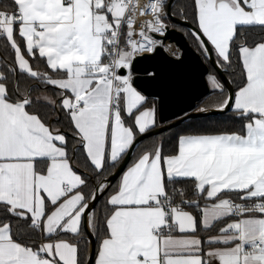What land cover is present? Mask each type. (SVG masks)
Returning a JSON list of instances; mask_svg holds the SVG:
<instances>
[{
	"label": "snow or ice",
	"instance_id": "obj_1",
	"mask_svg": "<svg viewBox=\"0 0 264 264\" xmlns=\"http://www.w3.org/2000/svg\"><path fill=\"white\" fill-rule=\"evenodd\" d=\"M169 26L232 127L165 149L134 65ZM0 49V264H264V0H0Z\"/></svg>",
	"mask_w": 264,
	"mask_h": 264
},
{
	"label": "water",
	"instance_id": "obj_2",
	"mask_svg": "<svg viewBox=\"0 0 264 264\" xmlns=\"http://www.w3.org/2000/svg\"><path fill=\"white\" fill-rule=\"evenodd\" d=\"M173 19L180 24L185 23L176 17ZM187 27H191L189 22H187ZM158 39L162 41V46H159L156 52L151 54V58L141 60L134 65V75L143 94L147 98L156 100L158 121L162 124L161 127L147 133L143 140L154 136L153 133L161 134L167 131L170 127L168 122L178 126L182 124L180 120H177V116L182 117L185 122L192 118L220 115L213 112L192 111L196 104L210 93L207 81L209 63L207 64L201 55L192 48L185 34L176 28L169 27L167 35L160 36ZM167 43L173 44L178 49L177 56H172L165 51L164 45ZM209 65L213 68L211 64ZM146 70L157 72L158 78L152 80L145 75ZM220 79L227 87H232L223 73H220ZM185 112L188 113V117H185ZM91 247L94 250V240Z\"/></svg>",
	"mask_w": 264,
	"mask_h": 264
},
{
	"label": "trees",
	"instance_id": "obj_3",
	"mask_svg": "<svg viewBox=\"0 0 264 264\" xmlns=\"http://www.w3.org/2000/svg\"><path fill=\"white\" fill-rule=\"evenodd\" d=\"M174 6L177 8V10H179V5L178 4H175ZM188 22L191 24L190 21H188ZM176 29L182 31L185 34L189 44L192 46V48L194 50H196V47L193 45L192 40L189 39L188 36L186 35L187 29L186 28L185 29L176 28ZM0 54H2V49H0ZM202 59H203V57H202ZM206 63L208 64V62H206ZM2 64H3V60H1V65ZM208 66H209V74H210V73H212L213 68L209 64H208ZM226 77L228 78L227 75H226ZM228 80H229V78H228ZM217 98L218 97L212 92V89H210V93L208 95L204 96L196 104L195 108L192 111L195 112L196 108H198V107H204V106H208V105L213 104L217 100ZM148 100L149 101L153 100L156 103V100H154V99L149 98ZM146 106H147V104H146ZM156 110H157V104H156ZM156 113H157V111H156ZM157 118H158V114H157ZM52 119L55 120V114H53ZM161 126H162V124H160L159 121H157L156 127L153 128L152 130L157 129V128L161 127ZM231 127H232L231 123L228 122L227 118L225 116H222V115L197 117V118H192V119H190L188 121L183 122L177 128H174L171 131L167 130V131L161 133L160 135L148 137L147 139L143 140V144L144 145H150L153 140H156L157 142L162 140L164 142L165 149H168L170 147V145H171L170 137L175 132H179V131H183V130H190V131H214V130H218V129L231 128ZM82 258H83V254H82Z\"/></svg>",
	"mask_w": 264,
	"mask_h": 264
},
{
	"label": "rangeland",
	"instance_id": "obj_4",
	"mask_svg": "<svg viewBox=\"0 0 264 264\" xmlns=\"http://www.w3.org/2000/svg\"><path fill=\"white\" fill-rule=\"evenodd\" d=\"M171 27V26H170ZM164 48H165V50H166V52L168 53V54H170V55H172V56H177V54L176 53H173V51H172V49H173V47H171V46H167V45H164ZM177 49V48H176ZM178 50V49H177ZM178 54H179V51H178ZM208 84H209V87H210V89H211V85H210V83L208 82Z\"/></svg>",
	"mask_w": 264,
	"mask_h": 264
},
{
	"label": "crops",
	"instance_id": "obj_5",
	"mask_svg": "<svg viewBox=\"0 0 264 264\" xmlns=\"http://www.w3.org/2000/svg\"><path fill=\"white\" fill-rule=\"evenodd\" d=\"M148 99H149V98L146 97V104H147V107H153V106H154V107L156 108V103H155V101H153V100H152V101H149ZM156 119H157V121H158L157 113H156Z\"/></svg>",
	"mask_w": 264,
	"mask_h": 264
},
{
	"label": "bare ground",
	"instance_id": "obj_6",
	"mask_svg": "<svg viewBox=\"0 0 264 264\" xmlns=\"http://www.w3.org/2000/svg\"><path fill=\"white\" fill-rule=\"evenodd\" d=\"M165 45L173 47V49H172L173 53H176V54L178 55V50L176 49V47H175L173 44H171V43H167V44H165ZM164 49H165V48H164ZM165 51H166V50H165Z\"/></svg>",
	"mask_w": 264,
	"mask_h": 264
},
{
	"label": "built area",
	"instance_id": "obj_7",
	"mask_svg": "<svg viewBox=\"0 0 264 264\" xmlns=\"http://www.w3.org/2000/svg\"><path fill=\"white\" fill-rule=\"evenodd\" d=\"M0 65H1V60H0Z\"/></svg>",
	"mask_w": 264,
	"mask_h": 264
}]
</instances>
